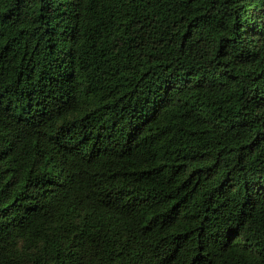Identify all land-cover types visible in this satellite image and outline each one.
I'll return each instance as SVG.
<instances>
[{
	"label": "trees",
	"instance_id": "1",
	"mask_svg": "<svg viewBox=\"0 0 264 264\" xmlns=\"http://www.w3.org/2000/svg\"><path fill=\"white\" fill-rule=\"evenodd\" d=\"M0 264H264V0H0Z\"/></svg>",
	"mask_w": 264,
	"mask_h": 264
}]
</instances>
